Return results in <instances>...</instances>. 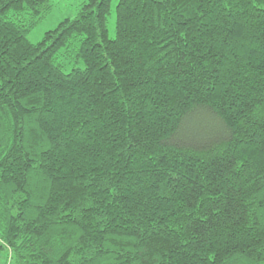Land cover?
Here are the masks:
<instances>
[{
	"label": "trees",
	"instance_id": "trees-1",
	"mask_svg": "<svg viewBox=\"0 0 264 264\" xmlns=\"http://www.w3.org/2000/svg\"><path fill=\"white\" fill-rule=\"evenodd\" d=\"M52 9L0 0V254L264 264V0Z\"/></svg>",
	"mask_w": 264,
	"mask_h": 264
},
{
	"label": "rangeland",
	"instance_id": "rangeland-1",
	"mask_svg": "<svg viewBox=\"0 0 264 264\" xmlns=\"http://www.w3.org/2000/svg\"><path fill=\"white\" fill-rule=\"evenodd\" d=\"M86 1L87 0H51L53 5L52 12L28 34L29 41L33 44L39 43L43 40L44 35L48 31L54 30L60 22L67 18L74 19ZM118 3L119 0H112V15L108 23L111 38H115L116 7ZM77 67L83 68L84 64L80 63ZM71 69L72 66L68 65L67 71ZM7 254L6 252L0 254V264H12L11 256H7Z\"/></svg>",
	"mask_w": 264,
	"mask_h": 264
},
{
	"label": "built area",
	"instance_id": "built-area-1",
	"mask_svg": "<svg viewBox=\"0 0 264 264\" xmlns=\"http://www.w3.org/2000/svg\"><path fill=\"white\" fill-rule=\"evenodd\" d=\"M7 264H11V263H7Z\"/></svg>",
	"mask_w": 264,
	"mask_h": 264
}]
</instances>
